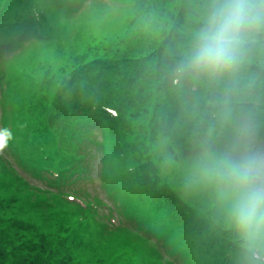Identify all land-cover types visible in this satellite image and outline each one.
<instances>
[{
	"label": "rangeland",
	"instance_id": "obj_1",
	"mask_svg": "<svg viewBox=\"0 0 264 264\" xmlns=\"http://www.w3.org/2000/svg\"><path fill=\"white\" fill-rule=\"evenodd\" d=\"M151 1L154 6L156 0ZM168 1L172 9L177 0ZM23 6L22 20L10 26L9 10H0V131L12 133L0 152V231L11 236L13 246L2 244L16 252L22 264L39 261L43 242L67 264H216L210 255L226 245V239L225 244L213 242V236L240 238L229 226L214 188L202 179L200 161L205 153L236 146L235 130L247 117L208 114L206 123L200 112H192V105L176 112L177 119L185 120L172 138L152 128L149 116H142L145 124L136 120L130 109L132 130H85L86 121L103 117L105 99L118 107L120 98L131 97L130 91L136 98L144 87L150 101L164 109L158 111L161 115L171 97L186 85L189 90L193 81L184 83L175 65L166 63L171 72L158 66L159 51L150 45L163 42L165 34L153 36L148 3L136 8L133 0H35ZM134 7L142 9L140 17L133 18ZM104 41L119 43V50L134 60L101 61L106 67L97 68L90 63L95 57L87 54L82 63L94 70L86 71L82 80L104 87L102 100L89 91L91 85L78 94L71 80L77 67L69 62ZM135 76L142 89L132 84ZM49 77L51 87L45 82ZM41 100L47 106L37 107ZM37 127L44 130L34 131ZM200 128L204 130L198 135ZM257 131L264 128L249 132ZM174 147H180L177 153ZM247 148L264 157V141L250 139ZM82 152L87 154L81 160ZM146 161L152 163L149 172L144 170ZM194 216L201 221L198 227ZM204 228L205 233H196ZM235 243L242 247L241 240ZM6 247L0 245L8 251ZM237 257V264H264L243 247ZM16 263L19 260L10 256L3 262Z\"/></svg>",
	"mask_w": 264,
	"mask_h": 264
},
{
	"label": "trees",
	"instance_id": "obj_2",
	"mask_svg": "<svg viewBox=\"0 0 264 264\" xmlns=\"http://www.w3.org/2000/svg\"><path fill=\"white\" fill-rule=\"evenodd\" d=\"M156 1L157 4L155 5ZM156 1L153 4L154 6L150 4L152 2L151 0H133V3L136 8L144 6L146 5V3H148L150 5L147 6L149 9V22L152 24V28L155 30L153 36L159 37L161 36V34H165V39L163 42L157 45L156 42H154L150 45V48H154L155 46H157L156 49L159 51L157 54L158 66L162 70L171 72V68H166V63L171 67L175 65L177 68V75L181 76V79H183L184 83H186V81L188 80L193 81L190 86V89L186 90V85L185 90H179L178 93H176L175 97H171L170 102L167 104L168 107L166 109V112L160 115L158 114V111L164 112V109L161 107V105H159V103H153L152 101H150L149 96L144 91V87L142 89V87L139 85V82H137L140 80L139 77L135 76V81H132V84L137 86L139 89H142V91H139L137 97H133L130 91L128 96L131 95V97L124 96L120 98V106L118 107L112 104L113 102L109 101L108 99H105L104 107L117 111L116 115L112 114L109 110H107V108H102L101 111L103 117L97 118L93 121H86L84 123L85 130L87 129L90 131H98L99 129H101L104 131L109 127L114 130V126H117L120 130H132L134 124L129 120V116L127 114L129 110L132 109V111L136 114V120H139L142 124H145L146 119L149 116L152 128L162 129L165 131V133L167 132V134H169V136L173 138L175 134H173L172 131L178 130L182 125L181 120H185V116L181 117L180 119H177V116L179 114L177 115L176 112H178V110L183 111L192 109L190 107L192 105H195L192 112H200L206 123L208 122V114L215 115L216 117L221 118V116L227 112L229 115L227 117H238L241 114H244L247 119L244 118L243 120H246L245 125L249 128V131L264 128V33H260L255 36L253 42H251L247 47V51L241 66L234 73L225 75L220 78H208L204 76L195 77L187 73L182 74L180 69L185 60L186 55L192 47L193 38L195 35V32L193 31H198L199 28L202 27L204 18L208 10V6L210 4V0H177L176 2H172L174 3L172 9L169 8V6H171V1ZM33 2H35V0H0V10H9L11 14L10 18L6 19L10 20L6 21V24L9 26L19 24L22 20L19 17V14L21 9L24 7L23 5H29ZM135 7L133 18L136 15H139L140 17V14L142 13V9L140 12V9L136 10ZM31 9L34 11L33 5ZM169 15H171L172 17L170 18V20H168L167 18ZM133 18L131 19V21L133 20ZM34 21L39 23L38 18H36ZM136 25L139 26V23ZM136 25L133 26L132 30L135 29ZM166 27L167 29H169L168 32L165 30ZM193 28L197 30H193ZM120 41H122V38ZM1 46L4 48L5 53L6 45L4 44V42L1 43ZM119 49V43L115 44L112 41H104L93 45L92 48H90L89 52L83 53L80 56L77 55L76 58L70 60L69 63L74 64V66L77 67L72 73L71 80L75 83V88L77 90H80L77 91L78 94L84 89L88 88L89 85H91L94 87V89H91L89 91H91L95 94V96L103 100V92L100 90L104 87L101 88L99 87V85L97 86L95 81H92L91 84H89V82L86 83L82 80V76L86 75V71L90 73L91 70H94V67H92L91 65H85L84 63H82V61L86 62L85 60L88 58V53L91 57H95V59L90 63H96L97 68L99 66L101 68L106 67V65H100L101 61L107 63L112 62L113 60L121 62H130L134 60L129 59V54L127 55L126 53L121 52ZM116 55L118 59H115ZM140 71L142 72L141 69ZM91 77H93V75H91ZM197 80L198 83L196 84ZM72 81L69 80V82L73 85ZM45 82L48 85L47 87H51L53 77L45 79ZM93 82L95 85L93 84ZM173 83H175V80L173 81ZM83 85H85V87H82ZM41 88L46 89L45 84H42ZM197 91H200V95H197ZM122 93H124V91H122ZM95 96L90 95L91 98H95V102H98V99ZM36 106L45 107L47 105L44 104V100H41L38 101ZM78 106L82 107L83 104H78ZM143 106L149 109L147 113L146 109L143 108ZM48 108L45 110V113H47ZM135 108L138 111L135 112ZM82 110L85 112L84 114L88 115V110ZM143 115H145L147 118H142ZM41 130H44V128L41 129L40 127H37L34 129V131ZM201 130H204V128H200V130H198V135L202 132ZM249 131L247 132V147L250 144V139L264 141L263 131H257L255 133H251ZM185 142H187L188 144L187 140H185ZM137 143L141 144L142 140ZM217 143L219 147L222 146L221 139L218 140ZM97 144L98 143H96V145ZM132 148L133 150L137 151V149L135 148V143L134 145H132ZM234 148H236V146L231 147L230 150ZM179 149L180 147H174L173 150L175 153H177ZM85 154L87 153L82 152V156L80 157L81 160L86 157ZM149 163V161H146L147 169L144 170H147V172L150 171V168L152 166V163ZM174 204L178 205L179 201L175 200ZM1 205L2 202H0V210ZM192 220L196 221V227L201 224V221L196 219V216H194ZM190 223L191 221L189 219L188 226L191 225ZM16 225L17 224H15V227ZM200 231L205 233L206 228L196 231V233ZM10 238V235H8L7 233L6 235H4V233L0 231L1 246L6 247V245L9 244L12 247L13 241L10 240ZM42 238L46 237L42 236ZM222 238L226 239V245H222L219 250L214 249V251L216 252L210 256L215 258L216 264H237L235 260L238 258L237 255L242 250V247L237 245L235 242L240 240H237L230 236L220 237L219 235H214L213 242H216L218 240L225 244ZM2 241H5L6 245L2 244ZM32 246H34V243H31V247ZM58 246L60 247V245ZM6 248L8 249V251L2 250L0 248V264H3V262L7 260V257L9 258V256L11 258L16 259L17 261L19 260V263L16 264H22L18 257L19 255H17L16 252H10L9 246H7ZM41 250L43 253L40 254L39 252V261L35 262L34 260H32V264H67L66 258L64 256L60 255L58 252L53 251L51 247H49L44 242L41 243Z\"/></svg>",
	"mask_w": 264,
	"mask_h": 264
},
{
	"label": "clouds",
	"instance_id": "obj_3",
	"mask_svg": "<svg viewBox=\"0 0 264 264\" xmlns=\"http://www.w3.org/2000/svg\"><path fill=\"white\" fill-rule=\"evenodd\" d=\"M260 33H264V0H210L180 71L208 78L232 74ZM0 135L4 136L0 144L3 152L12 133L4 129ZM235 135L236 148L201 157L200 174L214 188L242 247L256 259L264 254V157L245 147L247 129L243 123Z\"/></svg>",
	"mask_w": 264,
	"mask_h": 264
},
{
	"label": "snow or ice",
	"instance_id": "obj_4",
	"mask_svg": "<svg viewBox=\"0 0 264 264\" xmlns=\"http://www.w3.org/2000/svg\"><path fill=\"white\" fill-rule=\"evenodd\" d=\"M3 142H4V136L0 135V144H3Z\"/></svg>",
	"mask_w": 264,
	"mask_h": 264
}]
</instances>
